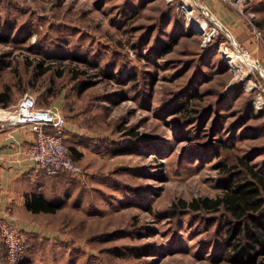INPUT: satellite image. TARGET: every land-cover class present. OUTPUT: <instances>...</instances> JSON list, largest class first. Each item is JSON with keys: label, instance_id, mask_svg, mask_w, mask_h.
Returning <instances> with one entry per match:
<instances>
[{"label": "rangeland", "instance_id": "obj_1", "mask_svg": "<svg viewBox=\"0 0 264 264\" xmlns=\"http://www.w3.org/2000/svg\"><path fill=\"white\" fill-rule=\"evenodd\" d=\"M239 6L262 32L247 46L263 73L220 49L224 31L204 41L179 0H0L10 32L0 40V89L9 85L8 104L27 91L59 106L81 165L58 172L64 183L49 193L61 203L26 243L34 264H231L224 210L171 206L222 191L223 164L237 156L264 174V0ZM37 59L52 68L36 73ZM129 138L133 149H115Z\"/></svg>", "mask_w": 264, "mask_h": 264}, {"label": "built area", "instance_id": "obj_2", "mask_svg": "<svg viewBox=\"0 0 264 264\" xmlns=\"http://www.w3.org/2000/svg\"><path fill=\"white\" fill-rule=\"evenodd\" d=\"M221 1L235 7L243 15L250 32L256 38L262 37L260 28L253 21V12L244 11L239 6L241 0ZM179 6L186 16L196 20L204 41L219 30L224 31L226 42L220 49L231 59L234 55L238 56L240 62L247 64L249 69L256 68L263 73L258 60L251 55L250 48L236 38L204 0H179ZM0 119L14 127L26 125L34 132L32 140L21 145L18 150L26 159L43 168L47 174L62 171L71 174L81 172V165L71 155L65 140L63 129L66 118L59 106L38 105L34 96L24 91L17 101L0 105ZM46 126H51L53 130H47ZM25 247V235L22 230L15 223L0 218V264H20Z\"/></svg>", "mask_w": 264, "mask_h": 264}, {"label": "trees", "instance_id": "obj_3", "mask_svg": "<svg viewBox=\"0 0 264 264\" xmlns=\"http://www.w3.org/2000/svg\"><path fill=\"white\" fill-rule=\"evenodd\" d=\"M10 37V32L3 29L0 22V40H7ZM74 57L83 61H88L78 54L71 53ZM0 63V67L2 66ZM51 62L43 63L41 59L33 62V70L36 73H42L47 69H51ZM84 72L83 68L76 70V72ZM61 73V70H57ZM109 75L118 77V73L114 71L108 72ZM136 73L131 71L127 73L124 78H135ZM88 84L87 78H82L79 84V89L84 88ZM12 100L10 87L6 84L0 89L1 105H7ZM184 100L176 106V110H183L186 106ZM193 112L190 117L198 115L199 109L192 106ZM189 112V111H188ZM201 113V112H200ZM248 115L242 119L251 116V110ZM254 115V114H253ZM244 121V120H242ZM47 130H53L51 126H46ZM249 129V128H248ZM244 130V129H242ZM126 132L136 135L138 132L129 126ZM217 143L220 145L226 144L222 136H216ZM135 140L130 139L115 149L122 151L133 149L135 147ZM69 147V146H68ZM76 153V149L70 146L69 151ZM71 153V152H70ZM80 153V152H77ZM236 163L223 164V170L228 174L221 176V181L224 185L222 191L215 195L202 194L194 196L190 200L178 199L173 201L172 209H177L181 206H189L195 210L200 209H222L227 213L224 218V233L222 240L228 247L226 256L231 264H263L264 263V174L258 172L252 165L241 156H237ZM238 166L246 169V174L242 177L235 175L234 172ZM61 203L60 199H48L40 192L32 191L27 195L26 204L32 210H46L53 211Z\"/></svg>", "mask_w": 264, "mask_h": 264}, {"label": "crops", "instance_id": "obj_4", "mask_svg": "<svg viewBox=\"0 0 264 264\" xmlns=\"http://www.w3.org/2000/svg\"><path fill=\"white\" fill-rule=\"evenodd\" d=\"M222 22L239 40L254 49L256 37L250 32L243 17L221 0H204ZM65 140L75 134L73 126L66 121L63 129ZM34 132L26 125L12 126L0 119V218L15 223L25 235V245L29 239L40 237L46 210H32L26 204L27 195L32 191L40 192L44 197H51V190L60 188L63 180L56 174H47L34 161L26 159L18 150L29 143ZM57 208V207H56ZM55 208V209H56ZM34 254L25 247L20 264H34Z\"/></svg>", "mask_w": 264, "mask_h": 264}, {"label": "bare ground", "instance_id": "obj_5", "mask_svg": "<svg viewBox=\"0 0 264 264\" xmlns=\"http://www.w3.org/2000/svg\"><path fill=\"white\" fill-rule=\"evenodd\" d=\"M239 65H241V64H239Z\"/></svg>", "mask_w": 264, "mask_h": 264}]
</instances>
